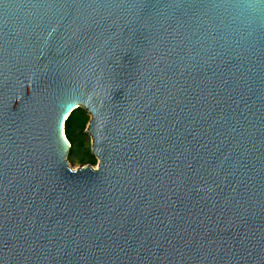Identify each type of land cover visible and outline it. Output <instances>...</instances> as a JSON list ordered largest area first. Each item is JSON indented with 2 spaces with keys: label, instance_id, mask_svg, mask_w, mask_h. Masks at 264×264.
Masks as SVG:
<instances>
[{
  "label": "water",
  "instance_id": "obj_1",
  "mask_svg": "<svg viewBox=\"0 0 264 264\" xmlns=\"http://www.w3.org/2000/svg\"><path fill=\"white\" fill-rule=\"evenodd\" d=\"M0 264H264V0H0Z\"/></svg>",
  "mask_w": 264,
  "mask_h": 264
},
{
  "label": "trees",
  "instance_id": "obj_2",
  "mask_svg": "<svg viewBox=\"0 0 264 264\" xmlns=\"http://www.w3.org/2000/svg\"><path fill=\"white\" fill-rule=\"evenodd\" d=\"M88 118L89 115L83 108L73 109L64 121V133L70 142L67 159L73 160V157H76L79 162L93 164L96 158L90 151V145L84 131Z\"/></svg>",
  "mask_w": 264,
  "mask_h": 264
},
{
  "label": "rangeland",
  "instance_id": "obj_3",
  "mask_svg": "<svg viewBox=\"0 0 264 264\" xmlns=\"http://www.w3.org/2000/svg\"><path fill=\"white\" fill-rule=\"evenodd\" d=\"M88 121H89V118H88ZM88 121H87V123H88ZM87 123H86V126H87ZM85 126V127H86ZM86 137H87V140H88V143H89V145L91 144V137H90V135L86 132ZM77 158L75 157H73V160H70V159H68V164L72 167V168H74V167H79V166H82V165H85V164H87L88 162H79L78 160H76ZM96 162H97V159H96V161H95V163H93L92 165L93 166H95V164H96ZM91 164V163H90Z\"/></svg>",
  "mask_w": 264,
  "mask_h": 264
}]
</instances>
